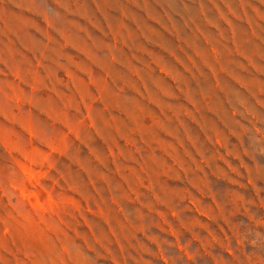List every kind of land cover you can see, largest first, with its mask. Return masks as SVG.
Returning a JSON list of instances; mask_svg holds the SVG:
<instances>
[{
	"label": "rangeland",
	"instance_id": "1",
	"mask_svg": "<svg viewBox=\"0 0 264 264\" xmlns=\"http://www.w3.org/2000/svg\"><path fill=\"white\" fill-rule=\"evenodd\" d=\"M0 264H264V0H0Z\"/></svg>",
	"mask_w": 264,
	"mask_h": 264
}]
</instances>
